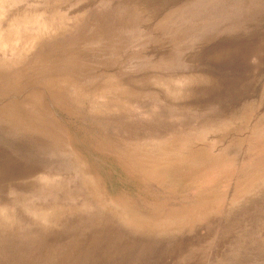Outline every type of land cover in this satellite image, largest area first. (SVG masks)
Here are the masks:
<instances>
[{
    "label": "rangeland",
    "instance_id": "374dc122",
    "mask_svg": "<svg viewBox=\"0 0 264 264\" xmlns=\"http://www.w3.org/2000/svg\"><path fill=\"white\" fill-rule=\"evenodd\" d=\"M0 264H264V0H0Z\"/></svg>",
    "mask_w": 264,
    "mask_h": 264
}]
</instances>
